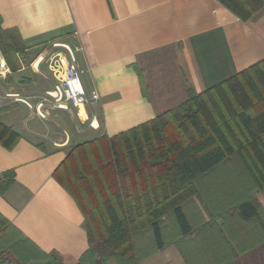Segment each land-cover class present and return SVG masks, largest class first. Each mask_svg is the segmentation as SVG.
Masks as SVG:
<instances>
[{
  "label": "crops",
  "instance_id": "obj_1",
  "mask_svg": "<svg viewBox=\"0 0 264 264\" xmlns=\"http://www.w3.org/2000/svg\"><path fill=\"white\" fill-rule=\"evenodd\" d=\"M0 16L20 36L11 63L2 53L0 120L20 140L11 150L0 144V176H16L0 195V214L63 264H78L89 249L83 213L54 177L68 153L149 122L191 90L201 94L264 60V8L244 22L218 0H0ZM64 44L80 47L83 85L100 96L90 106L62 110L45 101L69 63ZM142 264L196 263L173 244Z\"/></svg>",
  "mask_w": 264,
  "mask_h": 264
},
{
  "label": "trees",
  "instance_id": "obj_2",
  "mask_svg": "<svg viewBox=\"0 0 264 264\" xmlns=\"http://www.w3.org/2000/svg\"><path fill=\"white\" fill-rule=\"evenodd\" d=\"M218 1L244 22L264 8V0ZM19 41L16 30L3 28L0 16V49L9 63ZM19 140L0 120V144L11 150ZM228 168L237 174H231L235 188L242 187L238 200L227 198L225 207L202 201L200 219L207 221L197 226L212 262L188 259L195 226L185 208L195 205V197L202 200L203 186ZM54 177L84 216L89 249L78 264H142L165 249L169 238L189 262L246 264L235 248L244 240L233 227L256 223L264 230L263 209L256 194H249L264 195V60L201 94L191 90L184 103L149 122L74 147ZM2 178L0 195L15 183V172ZM45 262L63 264L56 254L39 251L0 214V264Z\"/></svg>",
  "mask_w": 264,
  "mask_h": 264
},
{
  "label": "rangeland",
  "instance_id": "obj_3",
  "mask_svg": "<svg viewBox=\"0 0 264 264\" xmlns=\"http://www.w3.org/2000/svg\"><path fill=\"white\" fill-rule=\"evenodd\" d=\"M1 51V49H0ZM2 52V51H1ZM229 167L233 166V168L236 166L234 163H231V166L228 165ZM238 168V167H235ZM228 172H222L219 174V178H213L209 179L207 185L203 186L204 190H207V192L204 193V197L202 196L201 198L195 197L193 199L194 204H189L185 210H187V213L189 214L190 218L192 219V223L195 226V233L192 237V248L188 249V259H196L200 261H204L205 263L210 261L212 262L213 256L209 255V253H205L208 249L207 247V241L204 239L199 238V232L201 231L197 226L204 224V219L207 221L205 218L200 219V216L204 214V206L202 201H204V204L208 206H224V203L227 198L234 200L233 195H236V199L238 200L237 195L239 192H242V187H239V189L235 186V181L237 174H234L232 172L231 168L227 169ZM234 174V175H231ZM213 180V181H211ZM253 192L249 193L251 195L256 194V198L260 203V206L262 207V211L264 212V195L262 193H259L258 191L252 190ZM236 192V193H235ZM253 193V194H252ZM204 217V216H203ZM209 219V217L207 216ZM217 221V220H216ZM196 224V225H195ZM198 224V225H197ZM217 224L223 225L224 221L222 219H219L217 221ZM202 227H206L203 225ZM232 228V227H231ZM236 233L237 238H241L244 240V242L241 244L242 247L240 246H235L240 250V255L239 259H241L242 263L246 264H264V230H261V227L258 226L256 223L251 224L250 226H241L238 225L236 227H233ZM232 228V229H233ZM170 230V234H174L175 228L173 226H170L168 228ZM205 229V228H204ZM228 227L225 228V230L228 231ZM203 234V233H202ZM224 235L226 239L230 238V234H228L226 231H224ZM171 239V238H169ZM167 239V243H170L167 247L173 246V243ZM159 252V251H158ZM157 253V252H156ZM155 253V254H156ZM154 254V255H155ZM186 259L188 262L189 260Z\"/></svg>",
  "mask_w": 264,
  "mask_h": 264
},
{
  "label": "built area",
  "instance_id": "obj_4",
  "mask_svg": "<svg viewBox=\"0 0 264 264\" xmlns=\"http://www.w3.org/2000/svg\"><path fill=\"white\" fill-rule=\"evenodd\" d=\"M63 48L67 52L69 63L62 75L56 77V83L53 89L46 93L45 101H48L47 104H49L50 107L62 110H69L70 105L75 108L90 106L91 103L98 101L100 96L97 92L88 93L83 85V72L79 68L75 56V52L79 50L80 47L78 45L72 47L64 44ZM56 69L57 67L55 66V71ZM5 70H7V65L0 51V72ZM15 98L16 100L24 102L29 108H32L25 100L19 97ZM45 107L46 103L44 102L37 106V111L41 116L45 115Z\"/></svg>",
  "mask_w": 264,
  "mask_h": 264
}]
</instances>
